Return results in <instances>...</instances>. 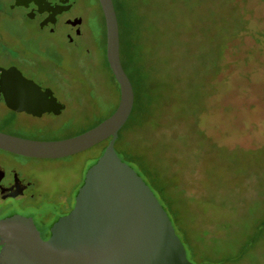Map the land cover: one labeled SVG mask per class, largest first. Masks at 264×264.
Segmentation results:
<instances>
[{
	"label": "rangeland",
	"instance_id": "obj_1",
	"mask_svg": "<svg viewBox=\"0 0 264 264\" xmlns=\"http://www.w3.org/2000/svg\"><path fill=\"white\" fill-rule=\"evenodd\" d=\"M113 2L134 92L117 156L151 190L191 264H264V0ZM91 59L104 93L96 121L114 113L119 87L100 41ZM83 117L58 120L51 135L79 132ZM104 145L22 163L41 183L77 189ZM14 157L0 152V162Z\"/></svg>",
	"mask_w": 264,
	"mask_h": 264
},
{
	"label": "flooded vegetation",
	"instance_id": "obj_2",
	"mask_svg": "<svg viewBox=\"0 0 264 264\" xmlns=\"http://www.w3.org/2000/svg\"><path fill=\"white\" fill-rule=\"evenodd\" d=\"M97 41L104 46L111 72L98 0H0V133L32 141H61L107 119L91 120L104 104L99 72L91 59V46ZM76 113L88 120L85 128L51 135L63 129L55 124L58 120L67 121ZM109 140L103 141L104 148ZM0 152L15 156L0 162V220L30 219L40 240L49 241L53 226L73 210L86 173L77 189L55 188L41 183L22 161L56 159ZM3 246L0 238V252Z\"/></svg>",
	"mask_w": 264,
	"mask_h": 264
},
{
	"label": "water",
	"instance_id": "obj_3",
	"mask_svg": "<svg viewBox=\"0 0 264 264\" xmlns=\"http://www.w3.org/2000/svg\"><path fill=\"white\" fill-rule=\"evenodd\" d=\"M106 28V60L119 86L114 113L92 129L61 141H32L0 133V149L23 157L57 159L110 139L87 170L70 214L42 242L30 219L0 220V264H191L171 223L143 180L116 154L119 131L134 105L120 61L112 0H98Z\"/></svg>",
	"mask_w": 264,
	"mask_h": 264
},
{
	"label": "trees",
	"instance_id": "obj_4",
	"mask_svg": "<svg viewBox=\"0 0 264 264\" xmlns=\"http://www.w3.org/2000/svg\"><path fill=\"white\" fill-rule=\"evenodd\" d=\"M113 4H114V2H113ZM114 9H115V6H114ZM115 12H116V9H115ZM120 41V40H119ZM119 45H120V42H119ZM120 61H121V57H120ZM122 67H123V65H122ZM123 70H124V68H123ZM125 71V70H124ZM127 75V74H126ZM129 78V77H128ZM128 121V120H127ZM127 125V122H126V124L123 126V128L119 131V133H118V138H117V140H116V142H115V145L116 144H119V145H121L122 143H121V137H120V135H121V132L123 131V129L125 128V126ZM105 149V148H104ZM104 149L102 150V152L104 151Z\"/></svg>",
	"mask_w": 264,
	"mask_h": 264
}]
</instances>
